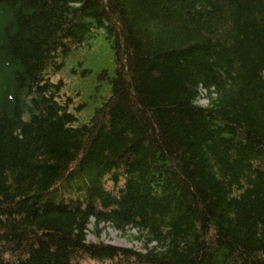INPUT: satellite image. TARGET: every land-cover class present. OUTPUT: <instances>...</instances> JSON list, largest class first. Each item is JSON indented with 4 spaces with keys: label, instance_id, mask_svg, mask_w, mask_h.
<instances>
[{
    "label": "trees",
    "instance_id": "1",
    "mask_svg": "<svg viewBox=\"0 0 264 264\" xmlns=\"http://www.w3.org/2000/svg\"><path fill=\"white\" fill-rule=\"evenodd\" d=\"M87 260L264 264V0H0V264Z\"/></svg>",
    "mask_w": 264,
    "mask_h": 264
},
{
    "label": "rangeland",
    "instance_id": "2",
    "mask_svg": "<svg viewBox=\"0 0 264 264\" xmlns=\"http://www.w3.org/2000/svg\"><path fill=\"white\" fill-rule=\"evenodd\" d=\"M77 80L80 86L82 87L87 84L85 80L83 81L80 78H77ZM199 103L200 105L204 106L206 104V101L201 99ZM91 228H92L91 226L88 228V233H87L88 241H94V236L91 233L92 232ZM100 241H103L105 243H110L113 245H117V246L133 247L135 249H141L144 246L143 239H140L135 231L126 230L124 232H118V231L113 230L110 227H107L101 230ZM85 264H105V263H97L93 261H88Z\"/></svg>",
    "mask_w": 264,
    "mask_h": 264
}]
</instances>
